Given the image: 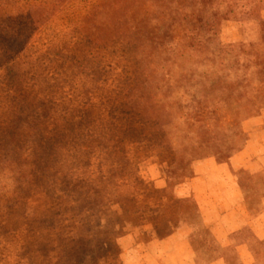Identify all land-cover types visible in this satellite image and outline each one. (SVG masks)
Here are the masks:
<instances>
[{
	"label": "rangeland",
	"instance_id": "obj_1",
	"mask_svg": "<svg viewBox=\"0 0 264 264\" xmlns=\"http://www.w3.org/2000/svg\"><path fill=\"white\" fill-rule=\"evenodd\" d=\"M175 1L0 0V264H125L126 235L146 250L193 206L175 190L195 161L264 154V0L247 20L221 16L224 0L202 4L220 13L214 31L186 80L159 91L158 121L130 95L133 56L179 49L170 23L137 50L130 22Z\"/></svg>",
	"mask_w": 264,
	"mask_h": 264
},
{
	"label": "crops",
	"instance_id": "obj_2",
	"mask_svg": "<svg viewBox=\"0 0 264 264\" xmlns=\"http://www.w3.org/2000/svg\"><path fill=\"white\" fill-rule=\"evenodd\" d=\"M192 172L175 199L193 206L177 209L166 237L154 230L146 250L126 235L125 264H257L259 253L264 259V154L244 150L223 163L199 159Z\"/></svg>",
	"mask_w": 264,
	"mask_h": 264
},
{
	"label": "trees",
	"instance_id": "obj_3",
	"mask_svg": "<svg viewBox=\"0 0 264 264\" xmlns=\"http://www.w3.org/2000/svg\"><path fill=\"white\" fill-rule=\"evenodd\" d=\"M187 1L188 0H176L175 7L173 5L159 7L155 14H149V12L145 11L138 17L139 19L130 22L131 24L127 30L129 34L127 36L129 45L135 44L137 45V50L143 48V52H146L149 47L152 48L154 40L162 39L161 37H165L167 33L171 32V26H168L170 23H172V27H174L178 36L177 46L179 49L172 54V58H170V56L168 59H162L161 56L166 53V50L159 52L158 55L150 53L148 56H133L135 68L139 71L140 79L137 84H135V81L131 82L130 86L132 89L130 90V95L135 99V103L142 107L144 112H153L156 116V121L159 120V116L157 115V104L155 100L159 91L165 87L169 88L176 86L186 80L187 70L195 62L194 56H202V51H199L203 47L204 42H202V39L205 35L211 34L214 31L215 21L220 15L218 12L211 15L209 14L210 11H204L202 6L205 2L209 4L210 2L215 3L217 0H202L201 6L196 12L186 6ZM256 1L257 0H245L246 4L242 5V10L239 11L238 0H224L227 4L226 11L221 12V16H240L247 20L252 16L251 8ZM198 16L204 22V25L198 30L199 32H197L196 29L194 31L191 30V27H193L192 23ZM152 17L154 21H157V25L154 27L150 25V23H152ZM259 25L264 28V22H259ZM196 40L198 44L193 46L192 44ZM234 52L233 48L229 49L227 52H223L221 60L223 62L227 61L228 58H230L229 56H232ZM158 56H160V59ZM223 62L221 65H223ZM173 67H178V73L170 74L173 72ZM140 90H142L143 93L139 95L135 94ZM165 188H167V185ZM165 188L160 190H164ZM175 221L176 220L171 218L167 228L170 229L171 222L175 223Z\"/></svg>",
	"mask_w": 264,
	"mask_h": 264
}]
</instances>
